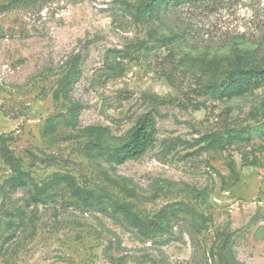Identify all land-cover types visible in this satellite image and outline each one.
Returning <instances> with one entry per match:
<instances>
[{
	"label": "rangeland",
	"instance_id": "rangeland-1",
	"mask_svg": "<svg viewBox=\"0 0 264 264\" xmlns=\"http://www.w3.org/2000/svg\"><path fill=\"white\" fill-rule=\"evenodd\" d=\"M145 1L0 16V264H264V86L222 91L235 68H264V0L142 19ZM146 114L153 146L111 161Z\"/></svg>",
	"mask_w": 264,
	"mask_h": 264
},
{
	"label": "trees",
	"instance_id": "trees-1",
	"mask_svg": "<svg viewBox=\"0 0 264 264\" xmlns=\"http://www.w3.org/2000/svg\"><path fill=\"white\" fill-rule=\"evenodd\" d=\"M46 0H9L6 3L0 4V16L5 13L16 11L18 9L29 10L37 7ZM75 1V0H71ZM194 0H146L139 6L138 15L144 19L151 16L155 10L159 12V16H164L166 13L179 14L184 8L189 9ZM79 70L77 65H74L72 71L67 75L63 88L60 89L65 96L70 92V87L78 78ZM264 86V68L250 66L249 68H235L228 74L225 82L222 85V91L227 94H235L242 96L250 89ZM103 128H98V130ZM156 141V122L150 114H146L137 121L136 125L130 131L128 138L120 146L104 150L105 155L117 164H123L126 161L134 160L142 157ZM3 158L10 166H14V161L10 155L5 152ZM16 173V171H15ZM20 178L11 181L12 185H18L24 182ZM71 193L76 200V205L84 207L90 211H105L102 201L92 192L76 188L71 185ZM125 208V207H121ZM169 209H166L168 211ZM12 220L8 224V229L14 232V229L19 228V224H14ZM156 226H150L148 229L155 230ZM12 232L11 235L14 233Z\"/></svg>",
	"mask_w": 264,
	"mask_h": 264
}]
</instances>
